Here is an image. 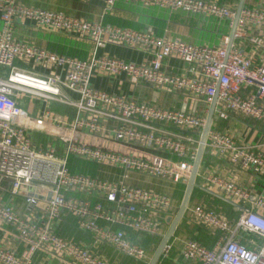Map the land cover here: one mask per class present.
I'll list each match as a JSON object with an SVG mask.
<instances>
[{
  "label": "built area",
  "instance_id": "2783aa9c",
  "mask_svg": "<svg viewBox=\"0 0 264 264\" xmlns=\"http://www.w3.org/2000/svg\"><path fill=\"white\" fill-rule=\"evenodd\" d=\"M123 1L144 8L183 11L226 21L233 28L237 7L217 0H104V15ZM31 21L37 27L90 39L93 54L87 58L60 54L20 40L15 35L18 22ZM0 67L10 69L0 77V226L13 230L25 246L21 254L0 243V264H41L36 255L59 258L71 264H111L88 246L59 233L68 217L92 238L148 264L150 250L131 239V234L163 238L165 218L174 209L168 193L130 186L131 173H140L187 184L196 158L202 131L218 92L215 118L226 120L230 112L246 115L264 124V63L232 46L224 35L218 46L197 45L180 38L157 36L152 28L138 30L103 21H88L66 13L23 5L19 0H0ZM264 29V10L244 7L235 37L246 34L247 26ZM264 47V39L252 38ZM108 44L142 51L147 59L128 62L108 54L98 55ZM61 68L63 75L21 70L16 62ZM103 73L125 77L134 84L184 94L202 101L201 111L170 108L130 99L95 88L92 77ZM79 96L73 99L64 91ZM33 96L50 103L73 106V123L58 121L47 108L44 115L31 116L18 96ZM209 132L206 150L244 170L264 175V151L241 144L226 130ZM87 129L96 140L89 143L79 133ZM35 133L55 137V142L37 144ZM101 139V141H100ZM113 144L124 147L116 149ZM206 152V151H205ZM75 159L123 171L119 178L73 171ZM198 184L232 199L243 207L242 216L232 222L206 203L189 206L192 222L219 235L208 247L197 238L183 242L182 257L200 264H264V193L208 173ZM40 190L39 197L29 195ZM25 202L19 212L15 200ZM253 235L251 246L236 240L239 232ZM172 242L165 249L167 254ZM160 264V262L158 263Z\"/></svg>",
  "mask_w": 264,
  "mask_h": 264
},
{
  "label": "crops",
  "instance_id": "0c3cea01",
  "mask_svg": "<svg viewBox=\"0 0 264 264\" xmlns=\"http://www.w3.org/2000/svg\"><path fill=\"white\" fill-rule=\"evenodd\" d=\"M217 1L237 7L240 0ZM19 2L30 7L63 12L72 17L82 18L88 21H103L105 23L138 30L152 28L157 36L180 38L197 45L209 44L218 46L222 44L224 35L230 36L232 30L226 21L220 22L214 18L186 13L183 11L171 12L166 9L144 8L140 5L128 4L123 1L118 2L114 11L106 15H104V0H19ZM245 7H257L264 10V0H246ZM15 35L20 40L27 41L43 49L82 59L89 58L94 52V45L90 39L78 37L69 33L49 31L37 27L31 21L18 22L15 26ZM256 36L264 39V29H255L253 26L248 25L246 34L242 37H235L232 46L244 50L249 56L253 55L256 64H263L264 47L252 42V38ZM97 54L99 56L108 54L112 57L136 63H140L147 59V55L142 51L115 44H108L106 47L98 49ZM15 65L21 70H32L39 74L49 75L54 73L57 75H63L62 69L57 67L47 69L46 67L35 66L34 63H23L22 61H17ZM9 73V68L0 67V77L6 78ZM91 83L98 89L118 93L130 99L146 101L170 108L194 111L197 107V111H201L205 107V104L202 101L194 102L193 104V100L187 97V95L176 94L167 89H155L145 83L134 84L124 76L115 78L98 72L92 77ZM64 94L69 95L73 99H79V96L74 92L66 90L64 91ZM18 101L20 105L34 117L44 115L47 108H49L58 121L69 124L73 123L77 118V110L75 107L59 101H52L49 105L44 99L28 95H19ZM214 128L228 131L238 143L254 145L259 147L258 149L264 151V124L261 121L243 114L230 112L229 118L226 120H221L216 117ZM80 132V138L86 142L94 143L98 140L92 137L87 129ZM34 138L37 144H45L47 142L56 143L55 137L43 133H35ZM113 146L116 149L124 150V147L121 145L113 144ZM85 164L87 163L85 162ZM88 165L91 170L90 173L95 176L119 178L123 173L120 169L113 168L115 171L114 173L108 172L104 175L98 165L93 163H89ZM208 173L219 175L226 179L233 180L241 186L253 188L260 193H264V175L258 174L253 169L244 170L237 165H233L227 160L217 156L210 149H207L204 154L198 178L201 177V175ZM136 174L137 173H131L126 180V184L137 186L133 184V181L136 180ZM176 185L178 186V189L170 192L169 185L166 183H160L158 178L148 176V181H145L144 186H140L154 188L159 192L168 193L174 199V209L171 214H168L165 218L162 231L163 235H165L169 229V217H174L179 210L180 206L176 205L177 197L180 195L182 196V194L184 195L185 192L186 184L177 183ZM199 203H206L215 210L225 214L232 222L238 221L242 216V211L237 207H234L199 188H195L190 206ZM15 205L19 212H24L25 202L22 198L16 199ZM65 232L67 238L88 246L94 253L108 260L111 264H145L144 262L137 261L124 255L107 243L97 241L85 232L80 231L77 226L67 225L65 227ZM252 237L253 235L250 233L241 231L237 234L236 240L251 246L249 239ZM189 238H197L206 246L213 247L216 244L219 235L194 224L190 219L189 214L186 212L171 241L172 248L167 254L163 255L160 264H200L197 261H186L182 257L181 251L183 242ZM131 239L139 242L143 246L144 242L149 240L150 244L146 247L151 253L158 247L161 241L159 239L157 244V237L146 234L141 236L131 234ZM0 243L9 247L17 254H21L25 248L13 230L4 226H0ZM35 258L36 261L41 264H71L62 261L59 258L47 259L42 253H38Z\"/></svg>",
  "mask_w": 264,
  "mask_h": 264
},
{
  "label": "water",
  "instance_id": "95a60500",
  "mask_svg": "<svg viewBox=\"0 0 264 264\" xmlns=\"http://www.w3.org/2000/svg\"><path fill=\"white\" fill-rule=\"evenodd\" d=\"M245 1L246 0H240L239 4L237 6L234 25H233V28H232L231 33H230L229 49L232 47V45L234 43L235 32L237 29V25H238V22L240 19L241 12H242L243 8L245 7ZM217 100H218V92H217V94L214 98V101L210 107V110H209V113L207 116V121H206L205 127L202 131V135H201L199 146H198L197 155H196L195 160L192 163L193 164L192 172H191L190 178L186 184L185 192H184L183 199H182V202L180 204L179 210L174 217H169V219H168V222H170L169 229L166 232V234L163 236V238L161 239L158 247L154 251V253L151 257V260L149 261L148 264H158L161 261L163 255H164L165 249L167 248L169 243L172 241L178 225L180 224V222L184 218V216H185V214H186V212L190 206L191 198H192V195H193L195 188H199L200 190H202L208 194H211L214 197H216V198H218V199H220V200H222V201H224V202H226V203H228L234 207H237L239 209H243L242 206L237 204L232 199H230V198L226 197L225 195H222L216 191H213L212 189L204 187V186L198 184V182H197L199 172H200V168H201V165L203 163L204 154L206 151L209 132L212 128L214 117H215V109H216ZM41 193L42 192L40 190L30 189L29 195L39 197L41 195Z\"/></svg>",
  "mask_w": 264,
  "mask_h": 264
},
{
  "label": "trees",
  "instance_id": "16d2710c",
  "mask_svg": "<svg viewBox=\"0 0 264 264\" xmlns=\"http://www.w3.org/2000/svg\"><path fill=\"white\" fill-rule=\"evenodd\" d=\"M70 164H71V167H72V170H73V171H80V170H82V171H89V172H91V170H90V168H89V165H88L89 163L85 164V162L77 161V160H75V159H71ZM67 225L76 226V220H75L74 218L68 217V218H66V219L62 222V224L60 225L58 231H59L60 235H62V236H64V237H67V234H66V232H65V227H66ZM149 242H150L149 240L146 241V242H144V246H145V247H146V246L148 247L149 244H150ZM158 242H159V238L156 239V243H157V244H158Z\"/></svg>",
  "mask_w": 264,
  "mask_h": 264
},
{
  "label": "rangeland",
  "instance_id": "374dc122",
  "mask_svg": "<svg viewBox=\"0 0 264 264\" xmlns=\"http://www.w3.org/2000/svg\"><path fill=\"white\" fill-rule=\"evenodd\" d=\"M50 141H51V139H50ZM98 167L103 171L104 175H105V173L107 174L108 172H112V173L115 172L113 170V168H111V167H107V166H98ZM158 180L160 181V183H166L167 185H169V187H170V190L169 191L170 192L178 189L177 188L178 186L176 184L172 183V182L169 183V181H167V180H161L159 178H158ZM145 181H148V176H144L142 174H138L137 173L136 174V180L133 181V184L134 185H137V186H144ZM146 188H148V187H146ZM150 189H154V188H150ZM154 190H156V189H154ZM182 199H183V194H182V196L180 195L179 197H177V199H176L177 200L176 201V205H179L180 206V204L182 202ZM154 251L151 253V256L153 255Z\"/></svg>",
  "mask_w": 264,
  "mask_h": 264
}]
</instances>
